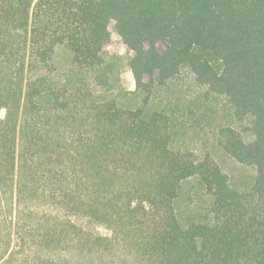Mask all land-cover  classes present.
Masks as SVG:
<instances>
[{"label":"trees","instance_id":"obj_1","mask_svg":"<svg viewBox=\"0 0 264 264\" xmlns=\"http://www.w3.org/2000/svg\"><path fill=\"white\" fill-rule=\"evenodd\" d=\"M186 69L203 102L156 103ZM213 97L250 180L179 145ZM0 264H264V0H0Z\"/></svg>","mask_w":264,"mask_h":264},{"label":"rangeland","instance_id":"obj_2","mask_svg":"<svg viewBox=\"0 0 264 264\" xmlns=\"http://www.w3.org/2000/svg\"><path fill=\"white\" fill-rule=\"evenodd\" d=\"M111 30L112 40L108 45L109 60L116 65L120 74L122 86L125 89L134 90L136 88V83L129 65L134 51L124 44L114 24L111 25ZM56 61L60 66L68 65L71 61V56L65 49L60 48L56 56ZM203 94L204 88L197 83L192 72L186 69L162 91L156 103H162L163 106L171 107L175 105L178 99L186 103L191 101H198L201 103L203 102ZM207 104L208 115L207 117L203 116L205 120L195 125L194 128L189 131L186 138L179 142V145L183 149L192 151L199 158H212L229 175L233 182L252 179V176L256 175L255 169L237 162L219 145L220 128L230 123L238 129L248 143L252 142L255 139L252 131V120H233L231 108L226 102V99L222 97L210 98ZM202 114L203 111L199 113L201 116ZM2 115H4V112ZM184 187L185 190L193 196L194 185L192 182L186 183Z\"/></svg>","mask_w":264,"mask_h":264}]
</instances>
